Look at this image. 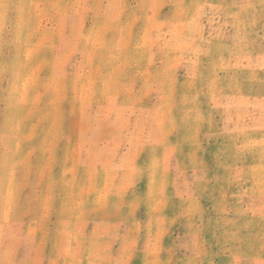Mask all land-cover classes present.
<instances>
[{
	"label": "rangeland",
	"instance_id": "rangeland-1",
	"mask_svg": "<svg viewBox=\"0 0 264 264\" xmlns=\"http://www.w3.org/2000/svg\"><path fill=\"white\" fill-rule=\"evenodd\" d=\"M0 264H264V0H0Z\"/></svg>",
	"mask_w": 264,
	"mask_h": 264
}]
</instances>
